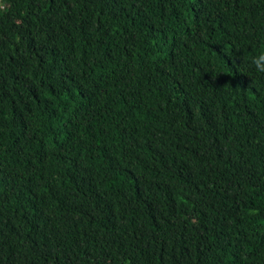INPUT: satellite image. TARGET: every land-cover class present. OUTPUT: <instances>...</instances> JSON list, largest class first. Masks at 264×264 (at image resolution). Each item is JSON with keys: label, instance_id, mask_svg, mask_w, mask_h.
Segmentation results:
<instances>
[{"label": "trees", "instance_id": "obj_1", "mask_svg": "<svg viewBox=\"0 0 264 264\" xmlns=\"http://www.w3.org/2000/svg\"><path fill=\"white\" fill-rule=\"evenodd\" d=\"M264 0H0V264H264Z\"/></svg>", "mask_w": 264, "mask_h": 264}, {"label": "clouds", "instance_id": "obj_2", "mask_svg": "<svg viewBox=\"0 0 264 264\" xmlns=\"http://www.w3.org/2000/svg\"><path fill=\"white\" fill-rule=\"evenodd\" d=\"M249 63L255 73L264 75V50L258 51L256 54L252 55Z\"/></svg>", "mask_w": 264, "mask_h": 264}]
</instances>
